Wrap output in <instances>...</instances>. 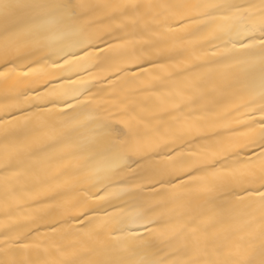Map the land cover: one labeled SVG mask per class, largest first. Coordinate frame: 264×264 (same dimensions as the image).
<instances>
[{"label":"snow or ice","instance_id":"6c2138e0","mask_svg":"<svg viewBox=\"0 0 264 264\" xmlns=\"http://www.w3.org/2000/svg\"><path fill=\"white\" fill-rule=\"evenodd\" d=\"M0 84V264H264V0H0Z\"/></svg>","mask_w":264,"mask_h":264},{"label":"bare ground","instance_id":"6f19581e","mask_svg":"<svg viewBox=\"0 0 264 264\" xmlns=\"http://www.w3.org/2000/svg\"><path fill=\"white\" fill-rule=\"evenodd\" d=\"M92 3H104L105 0H90ZM153 2H159V3H194L196 0H153ZM138 70V69H134ZM4 86L0 84V93L3 92Z\"/></svg>","mask_w":264,"mask_h":264}]
</instances>
